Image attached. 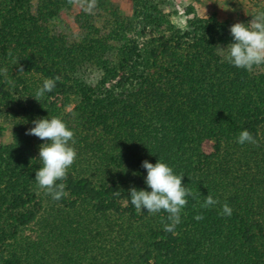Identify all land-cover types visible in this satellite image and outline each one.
Returning <instances> with one entry per match:
<instances>
[{
  "label": "trees",
  "instance_id": "trees-1",
  "mask_svg": "<svg viewBox=\"0 0 264 264\" xmlns=\"http://www.w3.org/2000/svg\"><path fill=\"white\" fill-rule=\"evenodd\" d=\"M163 2L131 0L125 15L107 0H0V117L23 118L0 147V264H264V64L227 62L233 23L194 15L178 28ZM73 3L74 33L55 22ZM71 104L77 156L54 201L34 181L32 140L46 141L25 133ZM242 130L257 145L237 143ZM158 159L197 194L174 232L128 193L151 191L142 163ZM208 194L219 203L201 208Z\"/></svg>",
  "mask_w": 264,
  "mask_h": 264
},
{
  "label": "clouds",
  "instance_id": "clouds-1",
  "mask_svg": "<svg viewBox=\"0 0 264 264\" xmlns=\"http://www.w3.org/2000/svg\"><path fill=\"white\" fill-rule=\"evenodd\" d=\"M71 2V0H69ZM249 23L236 22L229 28L233 42L226 47H220L226 52L227 62L237 68L251 71L254 66L264 64V12L251 15ZM11 56V51L8 52ZM4 73L7 69L0 70ZM19 72H24L22 66H19ZM59 77L45 79L43 85L39 87L34 99L40 101L48 92L55 87ZM32 123L34 127L26 131V135H34L41 140L46 141L39 146V159L42 166L35 172V184L37 189L43 190L50 195L54 201H59L67 196L65 191L66 184L58 181L67 179V172L74 163L77 153L70 145L75 143L74 133L65 122L58 117L38 118ZM237 143L244 145L249 143L257 145V140L248 130H242L236 140ZM142 167L146 169L147 176L145 184L151 191L129 189L131 204L137 212L146 210L150 214H157L161 211L167 213V221L164 223L165 232H174L176 226L181 223V213L186 207L188 200L186 197L197 198V194L182 183L184 175H176L173 169L160 159L155 164L143 161ZM119 195V193H115ZM219 203L211 194L204 197L201 208L208 209ZM222 216H231L232 209L225 203L219 212ZM204 217L197 214L194 219L202 220ZM163 222V221H162Z\"/></svg>",
  "mask_w": 264,
  "mask_h": 264
},
{
  "label": "rangeland",
  "instance_id": "rangeland-1",
  "mask_svg": "<svg viewBox=\"0 0 264 264\" xmlns=\"http://www.w3.org/2000/svg\"><path fill=\"white\" fill-rule=\"evenodd\" d=\"M107 1L109 4L117 7L122 14L130 15L132 12L131 0ZM161 8L168 14L173 25L178 28L185 27L188 19L194 15H214L221 20H226L233 24L236 22L247 24L252 18L251 15L264 12V0H164ZM80 12L81 6L78 3H73L68 10H60L55 22L61 29L67 32H78L79 27L75 21V15ZM73 109V104L64 108L58 118L65 122L64 120L74 117ZM68 111H71V113ZM21 120L23 118L0 117V147L13 143L17 139L20 125L18 121ZM32 142L34 143L35 153L39 154V150L36 148H39L41 142L34 140V138ZM98 253V249L91 250L87 252L85 258H99L100 255Z\"/></svg>",
  "mask_w": 264,
  "mask_h": 264
}]
</instances>
